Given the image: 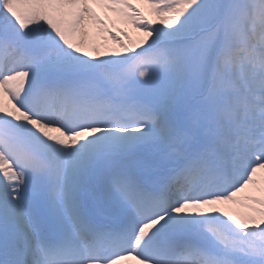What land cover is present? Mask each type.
<instances>
[{"label": "snow or ice", "instance_id": "6c2138e0", "mask_svg": "<svg viewBox=\"0 0 264 264\" xmlns=\"http://www.w3.org/2000/svg\"><path fill=\"white\" fill-rule=\"evenodd\" d=\"M0 264H264V0H0Z\"/></svg>", "mask_w": 264, "mask_h": 264}, {"label": "rangeland", "instance_id": "374dc122", "mask_svg": "<svg viewBox=\"0 0 264 264\" xmlns=\"http://www.w3.org/2000/svg\"><path fill=\"white\" fill-rule=\"evenodd\" d=\"M98 11H100V12H101V14H103V10H101V9H98Z\"/></svg>", "mask_w": 264, "mask_h": 264}]
</instances>
